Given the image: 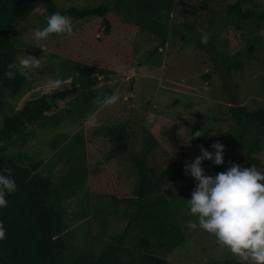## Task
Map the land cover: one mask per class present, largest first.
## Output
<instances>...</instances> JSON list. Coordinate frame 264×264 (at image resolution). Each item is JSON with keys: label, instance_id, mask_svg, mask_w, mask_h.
Here are the masks:
<instances>
[{"label": "rangeland", "instance_id": "374dc122", "mask_svg": "<svg viewBox=\"0 0 264 264\" xmlns=\"http://www.w3.org/2000/svg\"><path fill=\"white\" fill-rule=\"evenodd\" d=\"M49 1L62 10L109 6L104 17H71L73 33L50 34L41 49L34 32L52 12L39 4L11 32L13 64L25 81L17 93L0 83V128L25 103L70 90L0 143L8 159L36 164L34 176L51 180L48 202L63 222L57 264H145L153 253L168 264H252L188 227L196 182L177 172L200 145L213 151L222 134L235 144L231 106L264 108V17L228 11L240 1L264 13V0H212L207 10L202 0ZM201 29L210 34L204 44ZM29 53L39 66L22 68ZM113 90L116 104L95 103ZM192 131L202 135L186 143ZM120 137L127 148L117 153ZM245 162L264 171V126L248 127L229 166Z\"/></svg>", "mask_w": 264, "mask_h": 264}, {"label": "trees", "instance_id": "16d2710c", "mask_svg": "<svg viewBox=\"0 0 264 264\" xmlns=\"http://www.w3.org/2000/svg\"><path fill=\"white\" fill-rule=\"evenodd\" d=\"M210 1L212 0H202L200 8L209 9ZM43 2L52 13L61 11L76 19L90 16L104 17L109 11L107 5L72 6L67 10H62L56 8L49 0H0V83L9 92L17 93L25 81V76L20 70L16 72L13 79L9 80L3 77L7 65L13 64V52L9 48L11 32L19 20L26 18ZM228 11L241 19L264 17V13L244 10L240 1L229 6ZM105 23L106 31H108L110 23L108 20H105ZM69 92V89H62L46 93L36 100L25 103L17 114L5 117L0 128V143L12 138L14 133L21 132L25 124L35 122L43 117L45 112L51 110L56 102L65 99ZM230 109L239 125L236 142L229 145L226 143L224 134L219 137V141L225 145L224 163L215 165L209 160L203 161L202 166L206 174L215 175L229 166L231 156L238 150L249 126H264V108L250 110L244 105L236 104ZM171 128L173 129L172 126H169L166 130L171 132L168 130ZM126 139V137H120L122 142L116 148L117 153L123 152L127 148V143H123V140L126 141ZM257 143L256 140L253 141L252 147ZM174 165L177 163L170 164L171 167ZM239 165L251 167L247 162ZM2 168L10 169V175L15 180L17 189L10 195L6 194L8 204L5 208L0 209V221L6 228V238L0 241V264H57L63 222L55 206L48 202L52 192L51 180L34 176V172L38 168L36 164L26 167L8 159L0 144V169ZM180 169L182 170V168ZM177 175L181 179L196 182L190 175H186L184 170L177 172ZM140 192H143L142 187ZM145 264H168V261L153 253L146 255Z\"/></svg>", "mask_w": 264, "mask_h": 264}, {"label": "clouds", "instance_id": "9594fccd", "mask_svg": "<svg viewBox=\"0 0 264 264\" xmlns=\"http://www.w3.org/2000/svg\"><path fill=\"white\" fill-rule=\"evenodd\" d=\"M73 31L71 17L55 11L46 17V24L34 32V40L43 49L40 42L50 34L71 35ZM200 31L201 43H207L210 34L203 33L202 29ZM19 65L25 69L39 66V59L29 53L19 59ZM17 71L14 64H9L3 77L13 79ZM51 83L59 86L61 80L57 78ZM119 100L118 91L113 90L111 95L98 94L95 103L113 105ZM200 135L201 131H192L188 139L184 137L185 142L190 144L193 137ZM210 147L213 151L200 145V154L184 164L185 174L196 181L187 199L188 211L195 217V220L188 222V227L199 228L213 235L220 246L238 258L250 260L252 264H264V171L254 166L241 167L232 163L215 175L206 174L202 166L205 159L215 165L224 163L225 145L216 140ZM16 189L17 184L10 175V169H0V209L8 204L6 194L10 195ZM5 238L6 228L0 221V241Z\"/></svg>", "mask_w": 264, "mask_h": 264}]
</instances>
